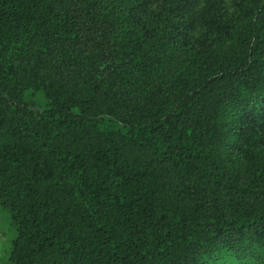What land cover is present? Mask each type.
I'll return each mask as SVG.
<instances>
[{"label": "trees", "instance_id": "1", "mask_svg": "<svg viewBox=\"0 0 264 264\" xmlns=\"http://www.w3.org/2000/svg\"><path fill=\"white\" fill-rule=\"evenodd\" d=\"M0 204L11 264H264V0H0Z\"/></svg>", "mask_w": 264, "mask_h": 264}, {"label": "rangeland", "instance_id": "2", "mask_svg": "<svg viewBox=\"0 0 264 264\" xmlns=\"http://www.w3.org/2000/svg\"><path fill=\"white\" fill-rule=\"evenodd\" d=\"M231 0H227L229 2ZM32 97L46 102L43 93H36ZM16 237V228L13 224L11 213L0 204V264H11L10 253L12 241Z\"/></svg>", "mask_w": 264, "mask_h": 264}]
</instances>
